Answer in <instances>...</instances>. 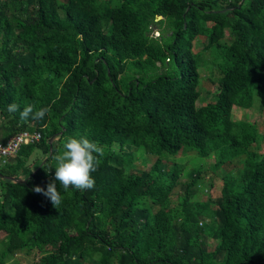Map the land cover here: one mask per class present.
<instances>
[{"label": "trees", "instance_id": "16d2710c", "mask_svg": "<svg viewBox=\"0 0 264 264\" xmlns=\"http://www.w3.org/2000/svg\"><path fill=\"white\" fill-rule=\"evenodd\" d=\"M243 1L0 0V143L40 134L0 164V264L33 251L32 264H264V153L250 149L264 144V126L232 118L257 101L264 109V0ZM205 25L204 49L225 29L230 41L217 50L214 99L196 107L192 51ZM28 104L50 111L22 120ZM67 137L104 154L92 189L56 182L55 209L33 187L54 180L52 156ZM208 141L217 145L212 169L235 168L222 178L228 194L170 206L180 170L159 156H202ZM139 148L156 160L148 172L124 173ZM34 152L43 158L28 164Z\"/></svg>", "mask_w": 264, "mask_h": 264}, {"label": "rangeland", "instance_id": "374dc122", "mask_svg": "<svg viewBox=\"0 0 264 264\" xmlns=\"http://www.w3.org/2000/svg\"><path fill=\"white\" fill-rule=\"evenodd\" d=\"M21 1V0H15ZM23 1V0H22ZM103 2V0H98ZM249 0L243 1V7H246ZM12 11V9L10 10ZM149 35L152 38H157L160 35L159 28L156 24L150 26ZM104 32H108V29H104ZM208 33V27L205 25L193 42V53L197 59V72H198V84L196 91L198 94L195 106L199 107L205 105L214 99L212 94L217 86V80L219 78V72L216 67V54L220 46L227 45L230 41L229 32L224 30V35L221 36L216 42L208 49H204L206 45V35ZM161 71V69H160ZM259 102H255L250 110L234 109L232 112V118L234 120L246 121L255 123L258 126L259 131L264 126V109L258 113ZM214 141H208L201 149V155L198 156L197 151L183 148L180 152L176 153L172 157L159 156V159L167 164V169L172 170L174 166H177L180 170L179 179L170 196V206H177L182 200L187 201H199L205 202L207 199H214L221 195H227L228 192L223 190L222 178L225 174H234L235 168H223L220 167L216 170L212 169L213 166V150L216 148ZM252 150L259 154L264 153V144L258 146H251ZM43 158L39 152H34L29 158L27 163L38 162ZM156 156L145 154L142 149H136L132 152V164L129 166L121 167V170L126 174H136L148 172L149 167L156 160ZM114 165H118L117 161L112 162ZM237 165V164H236ZM194 180V183L190 185V181ZM212 216L216 217L215 210L210 209ZM217 223H215L216 227ZM203 245L207 250H210L215 241L211 238L204 239ZM51 248H47V252ZM38 254L33 251L27 255L17 253L8 256L4 259V264H32L38 258Z\"/></svg>", "mask_w": 264, "mask_h": 264}, {"label": "clouds", "instance_id": "9594fccd", "mask_svg": "<svg viewBox=\"0 0 264 264\" xmlns=\"http://www.w3.org/2000/svg\"><path fill=\"white\" fill-rule=\"evenodd\" d=\"M18 110L19 106L17 104L8 105L9 113H15ZM49 111L50 109L47 107L35 108L34 105L28 104L20 111V118L22 120L29 118L43 120ZM103 154V146L90 141L86 137L79 139L75 137L65 138L62 151L52 156L55 161L53 166L55 169L54 180L47 183L46 189L34 186L33 191L44 195L50 200L52 206L57 209L62 202V196L56 182L65 191L70 187L81 191L92 189L95 185L92 173L97 170L100 163L99 157Z\"/></svg>", "mask_w": 264, "mask_h": 264}, {"label": "built area", "instance_id": "2783aa9c", "mask_svg": "<svg viewBox=\"0 0 264 264\" xmlns=\"http://www.w3.org/2000/svg\"><path fill=\"white\" fill-rule=\"evenodd\" d=\"M40 134L38 132H20L8 138L4 143H0V164H4L13 158L19 148L38 142Z\"/></svg>", "mask_w": 264, "mask_h": 264}, {"label": "water", "instance_id": "95a60500", "mask_svg": "<svg viewBox=\"0 0 264 264\" xmlns=\"http://www.w3.org/2000/svg\"><path fill=\"white\" fill-rule=\"evenodd\" d=\"M53 137L49 139L48 141V146H49V150H50V147H51V141H52ZM7 180H10V181H14L16 183H21V184H24L25 182L23 180H19V179H14V178H10V177H6Z\"/></svg>", "mask_w": 264, "mask_h": 264}]
</instances>
